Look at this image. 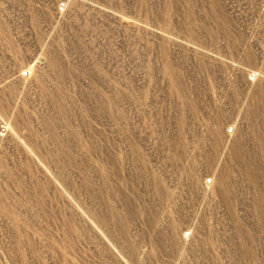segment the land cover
<instances>
[{"label": "rangeland", "instance_id": "374dc122", "mask_svg": "<svg viewBox=\"0 0 264 264\" xmlns=\"http://www.w3.org/2000/svg\"><path fill=\"white\" fill-rule=\"evenodd\" d=\"M0 264H264V0H0Z\"/></svg>", "mask_w": 264, "mask_h": 264}]
</instances>
